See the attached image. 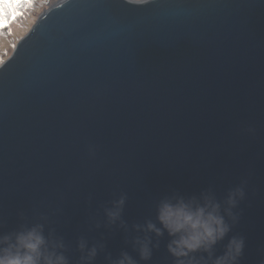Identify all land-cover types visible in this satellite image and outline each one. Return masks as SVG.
I'll return each instance as SVG.
<instances>
[{
  "label": "water",
  "instance_id": "obj_1",
  "mask_svg": "<svg viewBox=\"0 0 264 264\" xmlns=\"http://www.w3.org/2000/svg\"><path fill=\"white\" fill-rule=\"evenodd\" d=\"M240 185L229 236L264 264V0H60L0 66V234L44 222L73 264L81 236L136 256L105 226L120 194L131 226ZM167 241L148 264H173Z\"/></svg>",
  "mask_w": 264,
  "mask_h": 264
},
{
  "label": "clouds",
  "instance_id": "obj_2",
  "mask_svg": "<svg viewBox=\"0 0 264 264\" xmlns=\"http://www.w3.org/2000/svg\"><path fill=\"white\" fill-rule=\"evenodd\" d=\"M245 198L243 185L229 189L223 198L211 191L199 195L172 193L156 202L155 218L129 226L124 219L128 196L122 193L104 208L105 226L131 233L127 243L137 255L123 250L113 256L106 251L105 243L90 242L81 236L76 242L77 264H96L102 253L106 264H148L165 234L167 253L173 264H241L245 237L229 234L239 223L238 209ZM96 227L101 224L97 223ZM225 240L227 243L218 254V245ZM69 253L65 239L48 229L44 222L21 225L15 231L0 234V264H73Z\"/></svg>",
  "mask_w": 264,
  "mask_h": 264
},
{
  "label": "trees",
  "instance_id": "obj_3",
  "mask_svg": "<svg viewBox=\"0 0 264 264\" xmlns=\"http://www.w3.org/2000/svg\"><path fill=\"white\" fill-rule=\"evenodd\" d=\"M46 1L0 0V39L4 37L9 39L14 31L21 27L26 28L30 19L40 13ZM34 22L32 21L31 24ZM3 61L4 58H0V63Z\"/></svg>",
  "mask_w": 264,
  "mask_h": 264
},
{
  "label": "rangeland",
  "instance_id": "obj_4",
  "mask_svg": "<svg viewBox=\"0 0 264 264\" xmlns=\"http://www.w3.org/2000/svg\"><path fill=\"white\" fill-rule=\"evenodd\" d=\"M60 0H47L44 4V6L41 7V11L37 16H34L29 21V25L26 28H20L16 31H14V34L11 35V37L8 39L7 37L0 39V58H4V61L8 60L9 57L12 55L14 48L16 47L18 41L27 34V32L32 28V25L35 23L34 21L37 20L36 18L47 8H49L51 5L59 2ZM34 22L31 24V22ZM3 62L0 63V66Z\"/></svg>",
  "mask_w": 264,
  "mask_h": 264
},
{
  "label": "bare ground",
  "instance_id": "obj_5",
  "mask_svg": "<svg viewBox=\"0 0 264 264\" xmlns=\"http://www.w3.org/2000/svg\"><path fill=\"white\" fill-rule=\"evenodd\" d=\"M64 1V0H63Z\"/></svg>",
  "mask_w": 264,
  "mask_h": 264
}]
</instances>
